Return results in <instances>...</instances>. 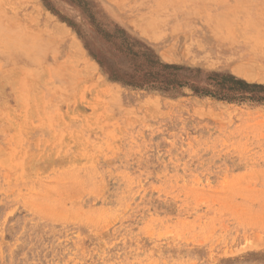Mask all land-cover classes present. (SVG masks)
<instances>
[{
    "label": "rangeland",
    "instance_id": "1",
    "mask_svg": "<svg viewBox=\"0 0 264 264\" xmlns=\"http://www.w3.org/2000/svg\"><path fill=\"white\" fill-rule=\"evenodd\" d=\"M0 264H264V0H0Z\"/></svg>",
    "mask_w": 264,
    "mask_h": 264
},
{
    "label": "trees",
    "instance_id": "2",
    "mask_svg": "<svg viewBox=\"0 0 264 264\" xmlns=\"http://www.w3.org/2000/svg\"><path fill=\"white\" fill-rule=\"evenodd\" d=\"M235 84L240 85V86H259L262 87L263 85H256V84H250L244 80H240V79H236L235 80ZM223 98V97H222Z\"/></svg>",
    "mask_w": 264,
    "mask_h": 264
},
{
    "label": "bare ground",
    "instance_id": "3",
    "mask_svg": "<svg viewBox=\"0 0 264 264\" xmlns=\"http://www.w3.org/2000/svg\"><path fill=\"white\" fill-rule=\"evenodd\" d=\"M255 69H256V68H255ZM251 71H252V70H251ZM239 72H240V71H239ZM244 72H245V71H244ZM244 72H243V73H244ZM248 72H249V71H248ZM243 73H242V74H243ZM245 73H246V72H245ZM244 76H245V75H244ZM256 78H257V77H256Z\"/></svg>",
    "mask_w": 264,
    "mask_h": 264
}]
</instances>
